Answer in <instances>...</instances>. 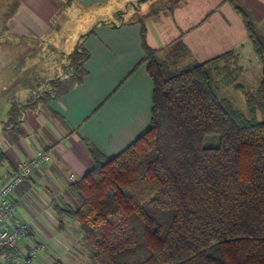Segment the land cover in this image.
<instances>
[{"label":"trees","instance_id":"obj_1","mask_svg":"<svg viewBox=\"0 0 264 264\" xmlns=\"http://www.w3.org/2000/svg\"><path fill=\"white\" fill-rule=\"evenodd\" d=\"M235 9L262 67L247 114L220 94L216 65L233 50L189 63L177 42L158 56L142 28L150 123L112 157L91 149L93 166L69 185L76 204L60 210L77 223L90 264H264V40L244 7ZM69 58L56 94L86 74L84 48ZM235 71L238 88L242 67ZM19 111L11 107L10 122Z\"/></svg>","mask_w":264,"mask_h":264},{"label":"crops","instance_id":"obj_2","mask_svg":"<svg viewBox=\"0 0 264 264\" xmlns=\"http://www.w3.org/2000/svg\"><path fill=\"white\" fill-rule=\"evenodd\" d=\"M139 3L0 0V186L36 149L50 156L12 196L34 240L48 244L36 264L87 263L77 223L60 213L76 204L69 185L93 166L91 149L112 157L150 123L153 83L142 28L145 45L158 56L177 42L189 63L241 51L247 58L235 84L240 88L253 60L260 64L259 85L261 63L235 6L244 7L264 40V0H175L147 13ZM76 21L86 27L75 34L72 52H88L86 74L59 94L50 88L53 94L39 101L34 90L48 92L53 79H45V51L55 49L50 42ZM12 106L20 109L15 123L9 121ZM61 248L71 254L62 256Z\"/></svg>","mask_w":264,"mask_h":264},{"label":"rangeland","instance_id":"obj_3","mask_svg":"<svg viewBox=\"0 0 264 264\" xmlns=\"http://www.w3.org/2000/svg\"><path fill=\"white\" fill-rule=\"evenodd\" d=\"M139 1H140L139 5L142 6L141 12L147 13V12L156 11L161 7L170 6L171 3L175 0H139ZM85 27H86L85 22L76 21L73 25L67 26V29L64 30L65 33H60L59 35H57L56 39H54L55 41L52 40L50 42L52 45L55 46V49L51 50L48 55H46V51H45V79L49 77H53V79L49 81L50 87H47V91H50V88L55 87L54 85L57 83L56 76L59 75V77L62 78L65 76V73L71 71V66L69 65L70 63L69 55L72 53V50L74 49V41L77 35L76 33L77 32L79 33V31H84ZM168 53L170 54V52ZM234 54H235L234 57L232 55L229 57L227 56L224 59H221L220 61L217 62L216 66L219 69L218 78L220 77V80L218 82L221 83L220 94L221 96L231 100L237 109L242 111L244 114H247L246 94L251 92L253 93V91L257 88L258 80L260 77V64L258 61L254 62L252 60L250 69L246 77H244L245 80L240 79L239 83L241 84V86L240 88L239 87L236 88L233 86V83H231L233 74H235V73L231 74V71L236 72L235 70L241 68L243 66V62L245 63V59L247 58V55L245 54L242 55L241 51L237 53L235 51ZM176 58L177 57L175 55L171 56L168 62H173V60H175ZM34 92L35 94H38L41 92V90L35 89ZM257 118L261 119L260 113H257ZM79 249H81L82 251H84V253H86V255H84L83 258L85 261H87V263H83V264H89L87 252L81 247L80 241H79ZM73 251L74 250H72V252ZM60 252L62 256L71 254L67 252L65 248H61ZM79 260L81 261L80 258Z\"/></svg>","mask_w":264,"mask_h":264},{"label":"built area","instance_id":"obj_4","mask_svg":"<svg viewBox=\"0 0 264 264\" xmlns=\"http://www.w3.org/2000/svg\"><path fill=\"white\" fill-rule=\"evenodd\" d=\"M49 158L47 151L36 149L0 186V264H36L40 252L48 247L34 240L12 196L18 185Z\"/></svg>","mask_w":264,"mask_h":264}]
</instances>
